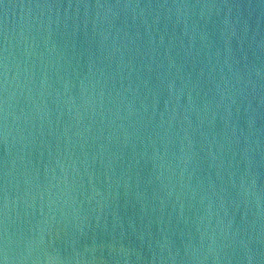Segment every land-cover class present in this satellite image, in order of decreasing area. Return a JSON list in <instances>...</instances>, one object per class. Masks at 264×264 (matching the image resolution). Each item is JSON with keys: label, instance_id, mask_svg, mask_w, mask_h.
Listing matches in <instances>:
<instances>
[{"label": "water", "instance_id": "water-1", "mask_svg": "<svg viewBox=\"0 0 264 264\" xmlns=\"http://www.w3.org/2000/svg\"><path fill=\"white\" fill-rule=\"evenodd\" d=\"M0 262L264 264V0H0Z\"/></svg>", "mask_w": 264, "mask_h": 264}, {"label": "clouds", "instance_id": "clouds-1", "mask_svg": "<svg viewBox=\"0 0 264 264\" xmlns=\"http://www.w3.org/2000/svg\"><path fill=\"white\" fill-rule=\"evenodd\" d=\"M5 258H6V260H7V250H5Z\"/></svg>", "mask_w": 264, "mask_h": 264}, {"label": "snow or ice", "instance_id": "snow-or-ice-1", "mask_svg": "<svg viewBox=\"0 0 264 264\" xmlns=\"http://www.w3.org/2000/svg\"><path fill=\"white\" fill-rule=\"evenodd\" d=\"M0 264H2V262H0Z\"/></svg>", "mask_w": 264, "mask_h": 264}]
</instances>
